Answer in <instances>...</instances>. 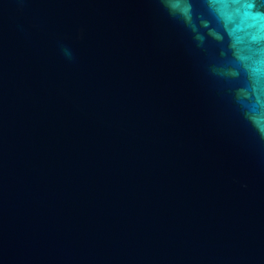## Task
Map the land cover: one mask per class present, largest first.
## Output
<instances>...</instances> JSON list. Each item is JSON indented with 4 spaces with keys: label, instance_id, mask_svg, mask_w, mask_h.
<instances>
[{
    "label": "water",
    "instance_id": "95a60500",
    "mask_svg": "<svg viewBox=\"0 0 264 264\" xmlns=\"http://www.w3.org/2000/svg\"><path fill=\"white\" fill-rule=\"evenodd\" d=\"M0 264H264V0H0Z\"/></svg>",
    "mask_w": 264,
    "mask_h": 264
}]
</instances>
